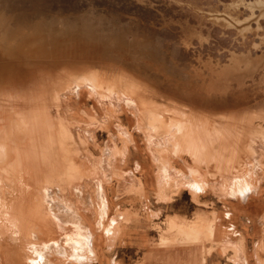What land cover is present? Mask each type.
Here are the masks:
<instances>
[{
	"label": "rangeland",
	"instance_id": "obj_1",
	"mask_svg": "<svg viewBox=\"0 0 264 264\" xmlns=\"http://www.w3.org/2000/svg\"><path fill=\"white\" fill-rule=\"evenodd\" d=\"M0 139L5 264H264V0H0Z\"/></svg>",
	"mask_w": 264,
	"mask_h": 264
},
{
	"label": "bare ground",
	"instance_id": "obj_2",
	"mask_svg": "<svg viewBox=\"0 0 264 264\" xmlns=\"http://www.w3.org/2000/svg\"><path fill=\"white\" fill-rule=\"evenodd\" d=\"M99 78V77H98ZM93 82V81H92ZM97 86V85H96ZM99 86V88L101 89V87H102V84H100V85H98ZM105 86V85H104ZM103 86V87H104ZM22 88V87H21ZM102 91V90H101ZM3 92H5V91H3ZM94 93V92H93ZM5 94V93H4ZM17 95V94H16ZM28 99V98H27ZM8 100V99H7ZM9 101V100H8ZM31 101V100H30ZM20 102V101H19ZM69 102V101H68ZM7 103V102H6ZM24 103V102H23ZM31 103V102H30ZM15 104H16V102H15ZM27 104V103H26ZM5 105V104H4ZM13 105V104H12ZM18 105H20V104H18ZM21 105H22V103H21ZM24 106V105H23ZM5 107V106H4ZM104 107H106V106H104ZM108 107V106H107ZM106 107V108H107ZM10 108H12V107H10ZM15 108V107H14ZM48 108V107H47ZM105 108V109H106ZM19 109V108H18ZM104 109V108H103ZM6 110V109H5ZM7 112V111H6ZM20 113V112H19ZM27 113V112H26ZM56 113V112H55ZM31 114H32V112H31ZM6 115V114H5ZM5 118L3 117V120H4ZM31 119V118H30ZM3 122V121H2ZM34 123V122H33ZM27 124V123H26ZM27 126V125H26ZM2 129L4 128L3 126L1 127ZM36 128H38V126L36 127ZM73 131H74V129H73ZM3 133H5V132H3ZM27 133V132H26ZM6 134V133H5ZM30 134V133H29ZM31 136V135H30ZM6 139V138H5ZM4 139V140H5ZM1 140V139H0ZM3 141V140H2ZM11 142V141H10ZM69 142V141H68ZM1 143V142H0ZM36 143V142H35ZM5 144V143H4ZM0 145H2V144H0ZM3 146V145H2ZM70 146V145H69ZM17 147V146H16ZM71 147V146H70ZM4 149H5V147H4ZM3 149V150H4ZM12 149H14V147L12 148ZM72 149V148H71ZM80 149V148H79ZM0 150H1V148H0ZM16 152V151H15ZM68 152V151H67ZM72 153V152H71ZM11 154V153H10ZM62 154V153H61ZM75 154V153H74ZM63 155V154H62ZM65 155V154H64ZM72 155V154H71ZM86 155V154H85ZM7 156H8V154H7ZM13 156V155H12ZM15 156H17V155H15ZM19 156V155H18ZM28 156V155H27ZM75 156V155H74ZM77 157H81V155L79 156V154L78 155H76ZM14 157V156H13ZM21 157V156H20ZM70 157H72V156H70ZM86 157V156H85ZM10 158L11 159H14V158H12L11 156H10ZM73 159H74V157H73ZM79 159H81L82 160V158H79ZM86 159H88V158H86ZM86 159H84V160H86ZM52 160V159H51ZM65 160H67L66 158H65ZM65 160H63V161H65ZM70 160V159H69ZM53 161V160H52ZM68 161V160H67ZM77 161H80V160H77ZM14 162V161H13ZM54 162V161H53ZM56 162V161H55ZM71 162H73L72 160H71ZM70 162V163H71ZM75 162V161H74ZM88 162V161H87ZM11 163V162H10ZM66 163H69V162H66ZM65 163V164H66ZM76 163V162H75ZM75 163H73V164H75ZM80 163V162H79ZM85 163H86V161H85ZM58 164V163H57ZM64 164V165H65ZM87 164V163H86ZM50 165H52L53 166V164H50ZM61 165V164H60ZM82 165V164H81ZM17 167V165H14V167ZM62 166V165H61ZM73 166V165H72ZM76 166L78 167V163H76ZM76 166H74L76 169H77V167ZM83 166V165H82ZM81 166V167H82ZM10 167H12L11 165H10ZM21 166H19V168H20ZM68 167H69V165H68ZM74 167H73V169H70V170H72L73 172L76 170V169H74ZM80 167V165H79V167L78 168H81ZM57 168V167H56ZM59 168V167H58ZM88 168V167H87ZM63 169V168H62ZM85 169H86V166H85ZM84 169V170H85ZM8 170V169H7ZM10 170H13L14 171V169H10ZM66 170V169H65ZM68 170V169H67ZM83 170V169H82ZM81 170V171H82ZM4 171V170H3ZM60 171V170H59ZM59 171H58V173H59ZM62 171V170H61ZM78 171V170H77ZM77 171L75 172V173H77ZM79 171H80V169H79ZM78 171V172H79ZM87 171V170H86ZM1 172V171H0ZM94 172V171H93ZM4 173V172H3ZM57 173V172H56ZM62 173V172H61ZM64 173V172H63ZM62 173V174H63ZM65 173H66V171H65ZM64 173V174H65ZM71 173V172H70ZM80 173V172H79ZM79 173H77V175L79 176ZM2 174V173H1ZM5 174V173H4ZM3 174V175H4ZM45 174V173H44ZM74 174V173H73ZM6 175V174H5ZM49 175V174H48ZM61 174H59L58 176H60ZM81 175V174H80ZM50 176H53V174H50ZM62 176V175H61ZM66 176V175H65ZM70 176V175H69ZM82 176V175H81ZM94 176V175H93ZM1 177V176H0ZM54 177H56L55 176V174H54ZM64 177V176H63ZM62 177V178H63ZM73 177V176H72ZM91 177V176H90ZM95 177V176H94ZM53 178V177H52ZM61 178V179H62ZM96 178V177H95ZM26 179H27V174H26V171H25V169H16L15 170V172H13L11 175H10V177H8V175H7V177H3L2 179H1V181H0V223H13L14 224V227H15V230H14V234L16 233L17 234V239H16V241H18V243H20V244H22L23 246H24V249H25V252H27V249L31 252L32 251V248L35 246V245H33L32 244V232L30 231V228H28L26 225H24V224H27V219H26V216H25V214H23V216H18V212H16L17 211V209H19V208H15L16 206L15 205H13L12 204V202H10V200L8 199L10 196H12V198L14 197V195H15V193H17L18 191H17V189L19 188L20 189V187L21 186H27V183H28V181H30V179L26 182ZM58 179V178H57ZM73 179V178H72ZM74 179H77V177L76 176H74ZM99 179V178H98ZM32 181H33V179H32ZM35 181V180H34ZM62 181H64V180H62ZM69 181H70V177H69ZM72 181V180H71ZM74 181V180H73ZM72 181V182H73ZM77 181V180H76ZM98 181H100V180H98ZM37 183H38V181H36ZM66 182V181H65ZM71 182V183H72ZM32 182L30 181V184H31ZM60 183H61V181H60ZM67 183V182H66ZM69 183V182H68ZM70 183V184H71ZM81 183V182H80ZM33 184V183H32ZM39 184H41V183H39ZM62 184V183H61ZM77 184H78V182H77ZM89 184V183H88ZM92 184V183H91ZM63 185V184H62ZM62 185H60V186H62ZM65 185V184H64ZM71 185H73V184H71ZM71 185H69V186H71ZM74 185H76L75 184V182H74ZM104 185V184H103ZM30 186V185H29ZM34 186H35V183H34ZM37 186V185H36ZM36 186H35V188H36ZM39 186V185H38ZM38 186H37V190L39 189L38 188ZM52 186H54V185H52ZM66 186V185H65ZM77 186V185H76ZM75 186V187H76ZM91 186V185H90ZM43 187V186H42ZM42 187H40V188H42ZM24 188V187H23ZM31 188H32V186H31ZM49 188V187H48ZM51 188V187H50ZM56 188V187H55ZM92 188V187H91ZM25 189V188H24ZM29 189H30V187H29ZM45 189V188H44ZM42 190V189H41ZM64 190V189H63ZM21 191V190H20ZM38 191H40V190H38ZM74 191V190H73ZM22 192V191H21ZM42 192V191H41ZM43 192H46L45 190H43ZM48 192H50V191H48ZM48 192H46V193H48ZM65 192V191H64ZM36 193H38V192H36ZM58 193H59V191H58ZM72 193H75V192H72ZM18 194V193H17ZM22 194V193H21ZM40 194V193H39ZM53 194H54V192H53ZM56 194V193H55ZM54 194V195H55ZM19 195V194H18ZM50 195V194H49ZM40 197H41V195H39ZM47 196V195H46ZM21 197V196H20ZM23 197H24V195H23ZM40 197H38V198H40ZM24 198H26V197H24ZM27 199V198H26ZM56 199V198H55ZM21 200H22V198H21ZM28 201V200H27ZM26 202V201H25ZM37 203V202H36ZM23 204V203H22ZM25 205V204H24ZM23 205V206H24ZM40 205V204H39ZM15 206V207H14ZM19 207V206H18ZM29 207V206H28ZM48 207V206H47ZM32 208V207H31ZM21 210V209H20ZM25 210V209H24ZM23 210V211H24ZM46 210H48V209H46ZM28 212H30V211H28ZM38 212V211H37ZM23 213V212H22ZM24 213H25V211H24ZM42 213V212H41ZM40 213V214H41ZM33 214V213H32ZM38 214H39V212H38ZM50 214V213H49ZM43 215V214H42ZM35 217V216H34ZM29 218V217H28ZM33 218V217H32ZM37 218V217H36ZM44 219V218H43ZM45 220V219H44ZM51 220V219H50ZM31 221H33V220H31ZM39 223H40V221H38ZM44 222V221H43ZM43 222H42V224H43ZM12 224V225H13ZM21 224V225H20ZM49 224V223H48ZM4 225V224H3ZM38 225V224H37ZM9 226H10V224H9ZM46 226V225H45ZM1 227V226H0ZM38 227V226H37ZM44 227V226H43ZM43 227H41V229L43 228ZM57 227H59V226H57ZM3 228V227H2ZM56 228V227H55ZM6 229H7V227H6ZM9 229V228H8ZM39 230H40V228H39ZM43 230V229H42ZM41 230V231H42ZM52 231V230H51ZM4 231L3 230H1L0 229V257H1V260H0V264H5V256H4V253H3V250H4V248H3V243H4V241H5V238H4ZM48 234H52V233H48ZM8 236V235H7ZM45 236V235H44ZM91 239H92V237H91ZM46 240V239H45ZM49 240V239H48ZM47 241V240H46ZM48 242V241H47ZM10 243V242H9ZM14 243V242H13ZM13 243H12V245H13ZM33 243H34V241H33ZM39 244V243H38ZM47 244V243H46ZM44 245V244H43ZM10 246V245H9ZM9 248V247H8ZM36 248V247H35ZM49 248V247H48ZM88 249V248H87ZM86 249V250H87ZM38 250V249H37ZM90 250V249H89ZM40 251V250H39ZM92 252V251H91ZM32 254V253H31ZM47 254V253H46ZM68 255V254H67ZM28 258L26 259V261H27V264H36L37 262L35 261V260H29V255H28V253H27V255H26ZM41 257V260H39V261H42L41 263L42 264H48L47 262H51V260L45 255V253H42V252H40V253H38V258H40ZM52 257V256H51ZM36 262V263H35ZM56 262V261H55ZM52 263H53V261H52Z\"/></svg>",
	"mask_w": 264,
	"mask_h": 264
}]
</instances>
